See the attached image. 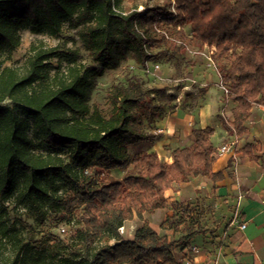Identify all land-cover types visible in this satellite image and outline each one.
I'll list each match as a JSON object with an SVG mask.
<instances>
[{
	"label": "trees",
	"instance_id": "obj_1",
	"mask_svg": "<svg viewBox=\"0 0 264 264\" xmlns=\"http://www.w3.org/2000/svg\"><path fill=\"white\" fill-rule=\"evenodd\" d=\"M124 1L0 0V264H178L167 235L143 223L125 239L120 228L158 209L193 212L167 192L197 176L223 179L212 169L214 129L193 127L166 162L150 147L178 97L131 76L111 86L102 109L92 94L106 71L210 50L234 102L229 119L219 116L223 128L242 135L251 107L264 106V0ZM64 29L86 61L79 47L39 41L21 65L6 64L22 30L60 37ZM58 223L75 227L69 240L52 231ZM192 224L185 247L198 216Z\"/></svg>",
	"mask_w": 264,
	"mask_h": 264
},
{
	"label": "crops",
	"instance_id": "obj_2",
	"mask_svg": "<svg viewBox=\"0 0 264 264\" xmlns=\"http://www.w3.org/2000/svg\"><path fill=\"white\" fill-rule=\"evenodd\" d=\"M191 78L206 86L205 93L202 96L192 94L183 108L177 104L155 123L154 131L161 137L150 150L159 156L164 155L170 162L172 148L191 142L193 127H212L211 140L216 150L226 142L233 143L232 150L216 156L212 165L213 171L223 173V179L213 184L197 176L191 178L184 188L190 198L198 189L214 188L212 215L218 221L207 231L204 244L198 246L199 252L191 255L192 264H264V106L254 104L245 121V132L233 136L219 121V116L231 117L234 102L227 100L221 85L219 87L218 73L209 70L199 75L194 72ZM211 85L218 88L217 97L210 96ZM248 143L256 159L244 154L243 148ZM179 193H174L172 200H177ZM241 224L245 227L241 228ZM213 236L216 240L212 239ZM196 239L198 243V237ZM175 258L179 264L180 259Z\"/></svg>",
	"mask_w": 264,
	"mask_h": 264
},
{
	"label": "rangeland",
	"instance_id": "obj_3",
	"mask_svg": "<svg viewBox=\"0 0 264 264\" xmlns=\"http://www.w3.org/2000/svg\"><path fill=\"white\" fill-rule=\"evenodd\" d=\"M136 2H146L148 5H151L154 3V0H136ZM124 3L128 4V0H125ZM141 7L142 6H139L138 9H141ZM184 29L188 33V27L184 26ZM20 35L21 43L12 54L11 59L6 62L7 65H21L28 55L30 45L39 41H43L48 46L63 43L69 47H79L82 53V60H87L86 53L82 50L81 43L75 36L74 31L64 29L60 37L47 34H34L29 30H22ZM206 63V58L202 54L194 52L191 48L184 56L176 54L173 57L162 56L155 62L149 61L145 68L139 67L133 60H128L122 63L118 68L106 71L104 75L98 79L97 87L92 94V103L97 104L102 109H106L108 107L107 92L111 86L118 82L126 83L131 76H138L144 81V85L147 87H165L169 92L176 94L178 99H176L177 102H175L183 108V104L179 103L182 102L183 99L187 101L191 97L186 96L185 92H190L191 95L197 94L202 96L205 93V91L202 90H206V86L200 85V82L192 81L189 75H192L194 72L201 75L209 70L217 73L216 69H211ZM156 64L158 65V69L153 68ZM210 90V96L214 95V97H217L219 94L218 88L211 85ZM227 100L229 99L227 98ZM198 101H196V103H198ZM160 157L167 162L164 155ZM112 175L119 178L122 177L123 172L113 171ZM186 183L175 187L174 190L168 191L167 195L170 200H172V198H174L173 194L180 192L177 195L178 199L175 201L182 206V208H194L193 212L187 214L186 212H181L179 209L173 210L170 207L158 209L153 214L143 215V219L134 218L124 223L123 227L120 228L122 237L130 239L134 230L143 223H146L158 233L167 235L168 240L172 244L171 248L173 254L180 259L179 264H192L191 255L197 254L194 253L193 248L199 250L198 246L203 245L207 238V231L213 228L218 221L215 219L214 215H212L215 209L214 188H210V190L204 187L198 189L196 194L190 198L188 190L184 189ZM194 216H198L200 231L190 240L191 244L185 247V237L197 226L196 224H192ZM22 218H24L28 224H31L29 218H26V216ZM166 219L167 221L164 226L161 227V223ZM74 228L73 225L68 226L63 223H58L52 227V231L56 236L67 241L73 234ZM212 233L213 232H210L209 234L212 235ZM196 237L199 239L198 243ZM212 239L216 240V237L213 236Z\"/></svg>",
	"mask_w": 264,
	"mask_h": 264
},
{
	"label": "built area",
	"instance_id": "obj_4",
	"mask_svg": "<svg viewBox=\"0 0 264 264\" xmlns=\"http://www.w3.org/2000/svg\"><path fill=\"white\" fill-rule=\"evenodd\" d=\"M210 53H211V51L209 50H205V51H203L201 54L206 58V60H207V63H206V65L208 66V67H210L211 69H213V70H215V64H214V62H213V60H212V58H211V56H210ZM153 68L154 69H158V65L156 64V65H154L153 66ZM222 87V86H221ZM222 89L224 90V92H225V94H226V92H227V90L225 89V88H223L222 87ZM232 142H226V143H224V144H222L220 147H218V149L216 150V155L218 156V155H222V154H224V153H228V152H230L231 150H232ZM245 227V225L244 224H241V228H244ZM193 250H194V253H198V249L197 248H193Z\"/></svg>",
	"mask_w": 264,
	"mask_h": 264
}]
</instances>
